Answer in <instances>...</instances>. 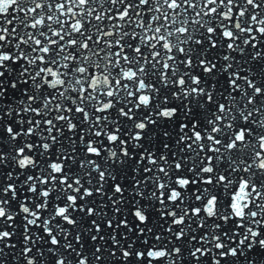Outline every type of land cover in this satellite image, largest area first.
Wrapping results in <instances>:
<instances>
[{"label":"snow or ice","instance_id":"6c2138e0","mask_svg":"<svg viewBox=\"0 0 264 264\" xmlns=\"http://www.w3.org/2000/svg\"><path fill=\"white\" fill-rule=\"evenodd\" d=\"M0 264H264V0H0Z\"/></svg>","mask_w":264,"mask_h":264}]
</instances>
